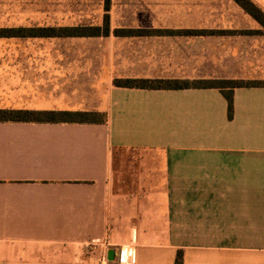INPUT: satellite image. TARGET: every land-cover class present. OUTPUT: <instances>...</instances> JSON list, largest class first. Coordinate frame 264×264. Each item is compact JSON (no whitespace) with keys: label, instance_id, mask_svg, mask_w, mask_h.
<instances>
[{"label":"crops","instance_id":"obj_1","mask_svg":"<svg viewBox=\"0 0 264 264\" xmlns=\"http://www.w3.org/2000/svg\"><path fill=\"white\" fill-rule=\"evenodd\" d=\"M220 2L192 0L204 15L188 21L110 15L108 35L15 36L67 46L0 50L13 56L0 108L106 114L0 121V264H118L128 245L132 264H175L178 250L183 264H264V85L237 86L229 116L217 87L113 83L264 80V27Z\"/></svg>","mask_w":264,"mask_h":264},{"label":"rangeland","instance_id":"obj_2","mask_svg":"<svg viewBox=\"0 0 264 264\" xmlns=\"http://www.w3.org/2000/svg\"><path fill=\"white\" fill-rule=\"evenodd\" d=\"M220 3V0H213V5L218 6V11L221 10ZM199 8L203 7L192 8V0H0V28L54 23L61 25L85 23V26L93 24L104 27L106 13L109 16L159 14L181 17L188 21L192 19V15L196 17L204 15V11L201 12ZM195 10H198L197 13L194 12ZM233 12L236 13V10ZM114 25L110 22L111 27ZM34 46L67 45L50 40L0 36V50ZM78 46H91V44ZM9 53L0 52V62L2 60L6 63L10 62L13 56Z\"/></svg>","mask_w":264,"mask_h":264},{"label":"trees","instance_id":"obj_3","mask_svg":"<svg viewBox=\"0 0 264 264\" xmlns=\"http://www.w3.org/2000/svg\"><path fill=\"white\" fill-rule=\"evenodd\" d=\"M264 27V10L252 0H235ZM109 9V7H107ZM109 14L106 13L104 27L101 26H61L34 28H0V36H95L110 33ZM115 34L141 33L142 30L115 29ZM117 86L144 88H183V87H217L228 99L229 116L233 110V91L237 86L264 85V80L238 79H149V78H115ZM106 114L97 111L81 110H29L0 108V121H41V122H103ZM175 264H183V251L178 250Z\"/></svg>","mask_w":264,"mask_h":264},{"label":"built area","instance_id":"obj_4","mask_svg":"<svg viewBox=\"0 0 264 264\" xmlns=\"http://www.w3.org/2000/svg\"><path fill=\"white\" fill-rule=\"evenodd\" d=\"M90 245L93 248H96L98 246H109V242L107 240H103V241H94L92 243H90ZM106 248V247H105ZM118 254V258H117V263L118 264H132V260L134 259V255H135V249L133 246H126V247H122L119 252H117ZM102 260L107 262V254L104 253V255L102 256Z\"/></svg>","mask_w":264,"mask_h":264},{"label":"water","instance_id":"obj_5","mask_svg":"<svg viewBox=\"0 0 264 264\" xmlns=\"http://www.w3.org/2000/svg\"><path fill=\"white\" fill-rule=\"evenodd\" d=\"M108 258L111 260L114 258V249L113 248H110L108 250Z\"/></svg>","mask_w":264,"mask_h":264}]
</instances>
